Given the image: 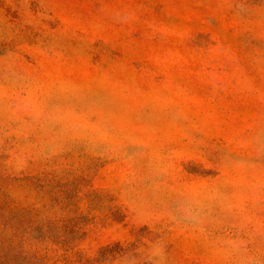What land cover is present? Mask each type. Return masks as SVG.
<instances>
[{
    "label": "rangeland",
    "instance_id": "rangeland-1",
    "mask_svg": "<svg viewBox=\"0 0 264 264\" xmlns=\"http://www.w3.org/2000/svg\"><path fill=\"white\" fill-rule=\"evenodd\" d=\"M0 264H264V0H0Z\"/></svg>",
    "mask_w": 264,
    "mask_h": 264
}]
</instances>
